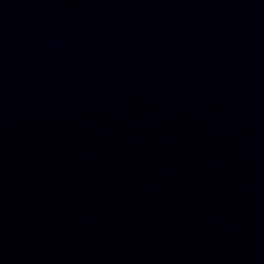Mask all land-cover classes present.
Segmentation results:
<instances>
[{
    "label": "water",
    "instance_id": "water-1",
    "mask_svg": "<svg viewBox=\"0 0 264 264\" xmlns=\"http://www.w3.org/2000/svg\"><path fill=\"white\" fill-rule=\"evenodd\" d=\"M0 264H264V0H0Z\"/></svg>",
    "mask_w": 264,
    "mask_h": 264
}]
</instances>
